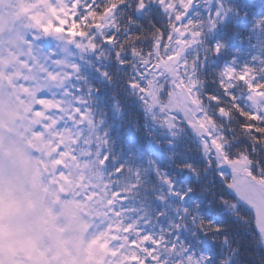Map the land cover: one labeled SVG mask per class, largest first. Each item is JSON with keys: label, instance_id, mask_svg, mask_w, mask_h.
I'll return each mask as SVG.
<instances>
[{"label": "snow or ice", "instance_id": "1", "mask_svg": "<svg viewBox=\"0 0 264 264\" xmlns=\"http://www.w3.org/2000/svg\"><path fill=\"white\" fill-rule=\"evenodd\" d=\"M51 13L32 40H64L62 51L71 54L70 45L81 59L113 50L124 104L112 109L118 120L129 118L130 139L146 130V149L129 155L140 164L118 163L108 132L96 133L87 100L66 108L64 100L42 95L71 74L42 69L41 80L26 83L20 72H0L8 95L27 101L28 122L20 143L0 142V235L19 234L28 245L38 239L26 221L33 193L23 190V169L33 189L95 213L92 229L109 240L106 264H264V80L255 67L237 69L234 59L216 70L211 93L201 78L209 57L226 50L221 41L209 47L208 37L239 13L225 0H63ZM256 27L264 30V17ZM70 68L80 72L78 64ZM101 75L115 83L108 72ZM5 95L0 89V106ZM81 143L87 148L78 150ZM125 173L133 179L121 184ZM148 185L154 217L143 205L125 207ZM0 264L22 262L0 251Z\"/></svg>", "mask_w": 264, "mask_h": 264}, {"label": "trees", "instance_id": "2", "mask_svg": "<svg viewBox=\"0 0 264 264\" xmlns=\"http://www.w3.org/2000/svg\"><path fill=\"white\" fill-rule=\"evenodd\" d=\"M225 2L228 6L233 7L239 15L236 17H229L227 22L219 28L217 33L208 37L210 46L217 41L226 44V50L223 55L221 57L210 56L205 65L206 70L203 72L201 78L205 82L204 91L209 93L215 88L213 81L216 78V70L223 66L225 61H231L233 59L236 61L235 67L237 69L245 65L255 67L260 74L258 79L264 80V73H260V69L264 68V64L259 63V60L264 59V30L256 27L259 19L264 17V0H225ZM9 32L11 34L12 31ZM120 35L123 36L124 33L121 32ZM5 36L9 38V33ZM6 42H8L7 44L9 48L12 49V43L9 41ZM7 44L5 46H7ZM52 46L53 45L48 42H39L34 45L35 48H30L28 49L29 51H25L21 59H13L10 56V49L7 50L6 48V53L9 58L6 60L3 58L2 60L0 59V72H20L23 74V77L27 78L22 81L26 83L38 81L36 78L33 79V81L28 79V69L20 63L21 61H27V64L32 67V73H39L40 68L42 69L43 65L46 63L51 65L55 72L59 73L61 76L71 74L72 78L70 80H65L62 87H50L45 90L42 95H47L50 98L54 95L57 100H64L66 102V108L74 105L75 100L80 98L87 100V107L92 110L93 118L98 123L96 133L103 136L106 131L108 132V148L111 149L112 154L117 158V162L133 166L140 164V160L130 159L129 155L130 153H135L137 156H140L141 152L146 149V130L143 127H139V130L136 133L137 139H130L128 136L129 118L125 117L124 119L118 120L112 109L113 103L124 104V88L122 79L117 72V66L114 59L115 52L110 48L105 47L104 53L106 58L98 59L93 55H85L83 59H81V54L78 56L74 51V47L68 45L67 47L71 48V52L73 55L75 54V56L69 60H62L61 63H53V61L61 60V56L57 58L55 57V50ZM50 53H52V55L49 57ZM85 61H87V63H85ZM72 64H78L80 66L79 73L72 72L70 68V65ZM89 64L91 67L88 66ZM103 72H108L109 76L112 77L115 83L110 84L109 81L101 75ZM38 75L40 76L41 73ZM42 78L43 76H41L40 80ZM0 89H3L8 98L12 100V107L16 106L18 108L17 110L20 114L17 124L18 128H20L19 130L22 132L28 123L25 112L27 101L25 104H20L15 100L14 95H8L10 89L7 83L3 80H0ZM65 92L69 93V95L64 96L63 93ZM241 95H245V93L241 92ZM136 119V117H131V122L134 123ZM100 121L103 122L99 123ZM68 126L71 127V124L69 123ZM96 133L91 134L93 141L91 149L93 153L96 150ZM88 135L89 133L86 131L85 136ZM19 137L21 139L22 135ZM153 138L159 142V132H157ZM17 143L19 142L17 141ZM77 147L78 150L87 148L83 143ZM110 170V168L105 170V177H107ZM170 170L174 171V169ZM90 178L98 180L99 176L97 174L95 177ZM131 179H133V177H131L130 174L125 173L121 184H123L124 181ZM156 190H159L158 186ZM152 191L153 189L151 185L146 186V188L142 187L139 190V195L131 198L125 207L132 206L141 209V206L143 205L144 207L142 211L147 210L148 214L154 217L155 211L153 210V207L149 206ZM151 204L154 206L155 202L151 201ZM248 252L249 254H252L255 250L249 248ZM245 258L248 259L249 257L246 256Z\"/></svg>", "mask_w": 264, "mask_h": 264}, {"label": "rangeland", "instance_id": "3", "mask_svg": "<svg viewBox=\"0 0 264 264\" xmlns=\"http://www.w3.org/2000/svg\"><path fill=\"white\" fill-rule=\"evenodd\" d=\"M62 3L63 0H0V59L9 58L6 48L7 50L10 48L6 41L12 43L9 52L13 59H21L25 51H29L28 41H32L31 48H35L34 45L39 42L52 44L55 57L61 56V60H58L60 62L73 58L75 54L73 55L70 47L68 49L71 54L62 51L66 47L64 40H53L51 37L32 40L33 34L38 32L37 25L42 20L50 19L51 7L62 6ZM212 8L215 9V4ZM197 11L203 13V7ZM223 25H220L215 33ZM9 31H12L11 34ZM8 33L9 38L5 36ZM207 44L210 47L208 39ZM74 51L78 56L81 54L75 48ZM42 69L56 73L52 66L46 63ZM42 69L40 68L41 72L37 70L39 71L37 74L32 73L33 70L28 71V79L33 81L36 78L39 81L41 76L45 75ZM11 101L5 95V103L0 106V142L5 147L15 145L17 141L20 143L22 140L19 137L22 132L17 124L20 113L16 106L12 107ZM21 179L24 182L23 190L33 193V206L27 209L26 221L32 233L39 231L40 235L34 245L25 244L19 234L0 235V251H7L22 264H106L109 240L106 234L92 229L91 220L94 213L91 209L86 211L76 203L65 202L51 190L46 192L43 188L33 189L24 176L23 169ZM67 213L76 216L79 229L77 232L71 231Z\"/></svg>", "mask_w": 264, "mask_h": 264}, {"label": "water", "instance_id": "4", "mask_svg": "<svg viewBox=\"0 0 264 264\" xmlns=\"http://www.w3.org/2000/svg\"><path fill=\"white\" fill-rule=\"evenodd\" d=\"M68 219H70V227L71 231H76L77 232V221H76V216H70L69 214L66 215Z\"/></svg>", "mask_w": 264, "mask_h": 264}, {"label": "clouds", "instance_id": "5", "mask_svg": "<svg viewBox=\"0 0 264 264\" xmlns=\"http://www.w3.org/2000/svg\"><path fill=\"white\" fill-rule=\"evenodd\" d=\"M36 236H39L40 235V232L37 231L36 233H34Z\"/></svg>", "mask_w": 264, "mask_h": 264}]
</instances>
